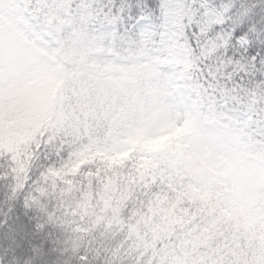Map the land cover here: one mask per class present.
I'll list each match as a JSON object with an SVG mask.
<instances>
[{
    "label": "snow or ice",
    "instance_id": "1",
    "mask_svg": "<svg viewBox=\"0 0 264 264\" xmlns=\"http://www.w3.org/2000/svg\"><path fill=\"white\" fill-rule=\"evenodd\" d=\"M0 264H264V0H0Z\"/></svg>",
    "mask_w": 264,
    "mask_h": 264
}]
</instances>
